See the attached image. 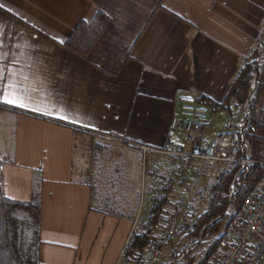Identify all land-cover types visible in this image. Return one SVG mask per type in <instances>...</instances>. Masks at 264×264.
<instances>
[{"label": "crops", "instance_id": "0c3cea01", "mask_svg": "<svg viewBox=\"0 0 264 264\" xmlns=\"http://www.w3.org/2000/svg\"><path fill=\"white\" fill-rule=\"evenodd\" d=\"M97 11L109 22L91 50L69 49ZM263 31L264 0H0V181L39 205L28 264H116L142 205L139 157L157 154L145 192L185 187L142 146L177 145L180 100L220 103ZM104 141L138 159L95 197L87 153Z\"/></svg>", "mask_w": 264, "mask_h": 264}, {"label": "built area", "instance_id": "2783aa9c", "mask_svg": "<svg viewBox=\"0 0 264 264\" xmlns=\"http://www.w3.org/2000/svg\"><path fill=\"white\" fill-rule=\"evenodd\" d=\"M209 116L207 105L191 97L182 98L178 114L170 122V129L181 132V141L174 147L164 149L142 146L144 152L151 150L159 153L162 164L176 169L177 175L185 181V192L178 197L173 210L164 215L163 225L156 231L145 255L129 260L123 257L122 251L118 258L119 264H167V259H171L170 264H185L186 254L191 250L193 241L183 239V247L174 258H171V244L193 228L196 217L191 204L201 180L205 174L211 179H219L238 163L242 170L238 176H234L228 204L223 213L218 215V220L224 217L223 229L202 264H264V171L239 205L233 200L240 188L241 173L247 172L253 163L264 166V161L252 160L251 156L250 162L245 165L246 151L250 146L244 134L249 125L245 122L246 111L243 110L239 125L231 118H226L222 131L204 143L201 132ZM2 168L3 164H0V170ZM254 235L257 237L254 238Z\"/></svg>", "mask_w": 264, "mask_h": 264}, {"label": "trees", "instance_id": "16d2710c", "mask_svg": "<svg viewBox=\"0 0 264 264\" xmlns=\"http://www.w3.org/2000/svg\"><path fill=\"white\" fill-rule=\"evenodd\" d=\"M108 22V16L102 11H97L90 21H79L67 39L66 46L79 54H87L103 33ZM254 74L256 75V91L248 103L247 119L249 125L245 129L244 134L250 143L251 159L264 161V57L258 64L251 59L241 66L220 103L210 101L205 97H200L197 100L210 107L217 106V108L222 107L229 110L232 102L235 105H243L251 92ZM239 155L242 156V153L239 152ZM240 166V163L233 165L219 179L213 182L212 195L206 208L195 216L196 220L193 228L183 235V239H191L193 244L196 243L198 245L199 242L197 243L194 240L199 237L201 229L223 213L228 204L230 184ZM263 171L264 166L253 163L249 165L247 172L243 171L241 173L239 178L240 188L233 197L237 205L240 204ZM171 188V185L163 186V190L168 191V193ZM159 191L157 190L156 193ZM164 193L153 196L143 226L137 228L135 224L132 229L123 250L125 259L131 260L134 257H143L150 247L156 234L152 230H155L154 227H159L163 224L162 218L167 212L170 203L168 194ZM20 212H24V218L20 216ZM27 215L32 216L37 225L39 217L38 203H22L8 198L2 190L0 181V264H28L33 262V260H29V251L25 248V237L22 235V226ZM222 222L224 223V217H221L206 228L200 243L209 233L217 231L218 225ZM214 246L215 244L206 251L200 264L211 253ZM174 257L175 255L172 254L171 258ZM170 263L171 260L167 264Z\"/></svg>", "mask_w": 264, "mask_h": 264}, {"label": "rangeland", "instance_id": "374dc122", "mask_svg": "<svg viewBox=\"0 0 264 264\" xmlns=\"http://www.w3.org/2000/svg\"><path fill=\"white\" fill-rule=\"evenodd\" d=\"M262 37L264 38V31L262 33ZM263 57H264V51L261 50V41H260L258 50H256L255 53L252 54V57H250V60L253 59L255 60L256 63L257 62L259 63L260 60L263 59ZM250 90H252V87ZM243 106L244 104L235 105V103L233 104L232 102L230 106L231 107L230 110L224 109L221 107L222 108L220 109L221 111L210 112L209 118L203 123V127H202L201 134L203 136V142L206 143L209 139L213 138L220 131H222L226 118H231L236 123V125H239L241 122V117H242L243 110H244ZM238 128L239 127H237V129ZM104 143L106 145H104L103 147L97 146L95 144L90 146L88 149V153H87L86 169L88 173H90V179L92 181V188H93V192L95 193V197L97 196L98 193L105 191L104 189L106 185L105 181H107L108 179H111L113 176L119 177L122 175L120 173L112 175L111 172L113 171V169H116V171H119V170L123 171L125 170V168H129V167L134 168L136 165L135 160L136 158L138 159V156H136L135 154L129 153L128 151L124 152V148L122 149L123 151L121 152L118 149V147L122 146V144L119 142L104 141ZM118 143L121 145H118ZM151 155H157V154H154L149 151L147 157L144 154H142L139 157V160H140V165L138 167L139 173H140L139 194H140V197L142 198L143 203L141 201L142 205L138 206V209H137L138 214L136 215L137 219L135 221L137 228L142 227L144 224V221L147 218L150 204L148 206L146 205V202L149 201V199H151L152 196H154L155 194L161 195L164 192L168 194L170 204H169L167 212H165L166 214L169 212V210L171 211L172 208L175 207L178 197L185 192V187H182L181 185L176 184L175 182L171 184L172 188L169 193L168 191L163 190L164 185L159 186L158 184L157 185L155 184L154 189L151 190L150 192L148 191L145 192L146 177L148 175L149 161H150ZM205 172H208V169H205ZM215 180L217 179H211L206 174L201 180L198 191L193 196L192 204H191V209L195 216L199 215L206 208L208 200L210 199L212 195V184ZM157 190L158 191L160 190V191L156 193ZM20 216L24 218L25 216L24 212H20ZM135 224L133 228L135 227ZM162 225H160L159 227H154L155 230H152L154 234L158 230V228H160ZM223 226H224V223L222 222L221 224L218 225L217 231H213L212 233H209L207 237L201 243L200 241L203 239V236L200 237L199 235V237L196 238L195 242L197 241V243L199 242L200 244L199 243L198 245L196 243L193 244V246L191 247V250L186 255L185 264H200V262L202 261V258L206 254V251L211 249L212 246L215 244V241L217 240L218 236L221 234ZM36 228H37V225L33 217L30 215H27L24 219V224L22 226V229H23L22 235L25 237V243H26L25 248L29 251V260H34L35 258V248L37 245ZM182 236L183 234L180 235L178 240H174L171 244V251L173 255H175V257L180 251V249L183 247L184 240ZM256 237L257 235H254V238ZM125 244H126V241L122 246V251L124 250ZM167 257L165 259H167ZM119 260H118V264L120 262ZM170 260L171 259H167L165 261H170Z\"/></svg>", "mask_w": 264, "mask_h": 264}, {"label": "water", "instance_id": "95a60500", "mask_svg": "<svg viewBox=\"0 0 264 264\" xmlns=\"http://www.w3.org/2000/svg\"><path fill=\"white\" fill-rule=\"evenodd\" d=\"M261 50L264 51V38L263 37L261 38ZM257 64H258V62H257ZM255 91H256V75L254 74V77H253V80H252V90H251L249 96L247 97V99H246V101L244 103V106H243V109L246 111V114L248 113V103H249V100L254 95ZM245 122L248 123V119L247 118L245 119ZM243 143H244V140L242 139V145H243ZM249 149H250V146L248 148V151H246L247 152V154H246L247 161L245 162V165H247L250 162V156H251V154H250ZM243 151H245L244 147H243ZM241 170H242V167L236 172V175L235 176H238L240 174ZM218 218H219V216H217L215 219H213L212 222H210L209 224L205 225L201 229L200 237L203 236V233H204L205 229L208 228L213 222L217 221Z\"/></svg>", "mask_w": 264, "mask_h": 264}, {"label": "snow or ice", "instance_id": "6c2138e0", "mask_svg": "<svg viewBox=\"0 0 264 264\" xmlns=\"http://www.w3.org/2000/svg\"><path fill=\"white\" fill-rule=\"evenodd\" d=\"M2 95H3V92H2V90H0V97H2ZM0 102H3V101H0ZM7 102L8 103H14V101H12V100H8ZM21 106H23V104H21Z\"/></svg>", "mask_w": 264, "mask_h": 264}]
</instances>
